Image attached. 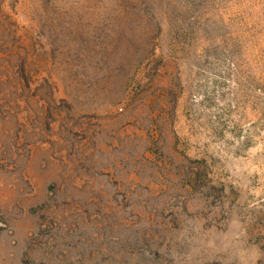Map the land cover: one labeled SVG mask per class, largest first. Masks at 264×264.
<instances>
[{
    "label": "rangeland",
    "instance_id": "1",
    "mask_svg": "<svg viewBox=\"0 0 264 264\" xmlns=\"http://www.w3.org/2000/svg\"><path fill=\"white\" fill-rule=\"evenodd\" d=\"M0 264H264V0H0Z\"/></svg>",
    "mask_w": 264,
    "mask_h": 264
}]
</instances>
